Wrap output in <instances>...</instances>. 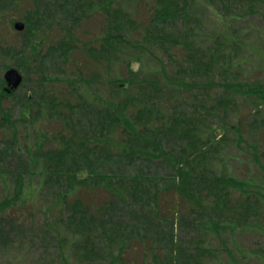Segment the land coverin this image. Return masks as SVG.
<instances>
[{"label":"rangeland","instance_id":"1","mask_svg":"<svg viewBox=\"0 0 264 264\" xmlns=\"http://www.w3.org/2000/svg\"><path fill=\"white\" fill-rule=\"evenodd\" d=\"M24 1H20L16 11L3 9L5 5H0V45L10 49V52L14 51L10 55L0 51V79L9 68L17 70L22 76V83L13 91V96L0 104L13 121L18 143V148L13 151L20 154L18 157L16 154L9 156L1 168L0 201L12 190L11 174L24 172L25 176L29 175L28 158L36 153L40 135L49 134L51 137L60 126H65L58 113H49L53 110L50 108L53 102L63 98L72 108L82 100L90 105L85 108L89 112L96 107L88 100L112 103L115 102L113 97L118 95V100L125 102L124 92L110 89L111 80L121 83L129 76L134 85L128 89L126 82V90H130L127 96L141 97L144 95L139 88L141 82H148L149 85H155L156 81L160 83L161 69L173 79L179 94L160 91L150 92L149 96L156 105L180 104L181 109L198 119L196 126L203 131L204 138L213 143L212 154L205 162L208 174L231 175L235 180L237 177H251L254 181L249 183L256 182L264 189V107L251 110L252 106L241 100L235 101L232 95L223 92L221 86L227 81L237 80V49L245 58L238 69L239 77L244 82L264 83V0H192V8L179 16L181 20L166 28L152 30L149 22L153 8L157 6L156 0H118L112 8L119 4L133 24L127 27L128 38L123 42L117 41L111 47V53L97 61H91L84 49L98 48L97 41L104 34V16L100 11L91 12L92 15L86 12L75 29L72 19L56 8L52 0H29V10ZM25 12L36 15V22L40 25L34 35L26 28L21 32L13 28L18 21L24 23L21 16ZM65 48L70 50L64 52ZM210 59L218 63L212 68L207 63L211 70L200 68L202 61ZM76 78L79 81L89 80L91 85L82 84L76 88ZM180 83L186 84L182 86ZM24 95L31 97L30 112L21 107L20 99ZM224 97L228 98L227 103L234 100L235 104L222 113L219 104ZM135 108H128L127 105V114L134 115ZM167 110H160L161 114L170 117ZM235 123L241 126L242 143L236 140L237 134L232 128ZM210 129L215 130L216 135ZM10 132L0 113V138L2 133ZM112 139L111 136L110 142ZM255 152L260 155L256 162L253 160ZM147 163L137 164L131 170H137L147 178H165L161 185L167 188V181L170 180L167 163ZM36 180L31 177L29 188L33 192L28 203L23 207L16 204L4 215L10 224L0 244V264L108 263L83 259L84 252L77 251L75 246L76 237L67 235L66 227L60 226L55 216L56 187L52 189L44 182L36 183ZM74 193L80 191L75 190ZM83 193L93 204H98L103 196V193L92 196L90 191ZM257 193L259 196L262 194ZM167 200H172L170 192ZM118 208L113 211L118 217L114 221L118 227L119 223L125 229L131 225L138 226L130 234L131 238L138 240L140 237L142 242H153L145 250L140 242H134L137 244L123 252V264H163L167 248L161 240L169 242L171 237L172 243L186 252L187 259L195 255L201 264H264V207L257 209L260 212L255 219L240 221L237 228L231 225V228L224 229L221 236L215 235L213 227L207 222L192 224L196 217L185 211L172 220L171 228L162 221L150 220L147 223L149 218L145 216L147 210L144 208L133 204ZM162 211L166 212L165 206ZM223 218L222 222L216 223L223 224L224 228L228 219L234 220L231 215H224ZM232 229H236L235 232ZM53 230L58 232L59 237H55ZM154 239L159 241L154 243ZM99 248L95 250L99 251ZM194 251L198 253L194 254ZM115 264L121 263L117 261Z\"/></svg>","mask_w":264,"mask_h":264},{"label":"trees","instance_id":"2","mask_svg":"<svg viewBox=\"0 0 264 264\" xmlns=\"http://www.w3.org/2000/svg\"><path fill=\"white\" fill-rule=\"evenodd\" d=\"M20 1L0 0V5L1 3L5 5L3 9L12 8L16 11L19 9ZM52 1L56 8L72 19L75 29L78 28V23L83 21L86 12L89 15H92L91 12L94 11H100L103 14L104 34L97 41L98 48L84 49L85 55L91 61H97L104 55L110 54L113 44L116 45L117 41L123 42L128 38L127 27L131 26L133 21L126 16L119 4L114 9L112 8L118 0ZM156 2L157 6L153 8L149 22L151 30L172 25L181 20L179 16L184 15L186 9L192 8V0H156ZM163 2L165 4H162ZM28 3L29 0L24 1L26 9L29 10ZM262 4L264 6V3ZM21 18L26 31L31 35H34V32L40 28L36 22V15L25 12ZM77 43L82 44L79 41ZM68 50L70 48H65L64 52ZM0 51L9 53V55L14 52L4 49L2 45H0ZM238 58L241 59L238 60ZM244 59L237 49V80L227 81L221 85L223 92L232 95L237 102L241 100L248 103L253 107L251 110L264 107V83L244 82V79L239 77L238 69ZM207 63L212 68L218 61L211 59L207 62L202 61L200 68L207 70L209 68ZM196 65L198 68L199 65ZM159 72L162 73L161 80L158 79L160 83L156 81L155 85H149L148 82L142 81L139 88L144 95L141 97L137 95L136 98L127 96L130 90H126V82L128 89L129 86L134 85L129 76L121 83L111 80L110 89L117 93L124 92L125 100H127L125 102L118 100V95L113 97L115 102L112 103L106 100L97 99L98 102L88 100L96 107V109L92 107L90 112L85 109L90 105L82 100L72 108L67 106L68 103L63 98L52 103L50 108L53 110L49 113L52 115L58 113L65 126H60L58 132L51 137L49 134H44L42 137L40 135L41 139L36 153L33 152L28 158L30 162L28 176H25L24 172L10 175L13 182L12 190L0 201V244L5 239L3 234L10 224L4 215L16 204L23 207L31 199L33 190L29 186L33 176L37 178L36 183L44 182L52 189L56 187L55 216L60 226L66 227L64 228L65 233L76 237L74 242H76L77 251L84 252L82 257L86 261L92 259L98 262H108L106 264H115L118 261L123 264V252H127L137 244H133L134 242L138 241V244L140 242L139 245L143 250L153 244V242H142L143 239L140 237L138 240L131 238L130 234L138 226L131 225L125 229L121 223H119L120 227L114 223L118 217L113 214V211H117L119 206L130 207L133 204V206L144 208L147 210L145 216L149 218L147 223H150V220L152 222L153 220L162 221L164 225L167 224L171 228L172 220L185 211L196 217L192 224L198 225L199 221L203 224L207 222L213 227L212 232H216L215 235L219 234V236L222 235L224 229L231 228V225L237 228L238 222L256 218L260 212L257 209L264 207V189L258 187L256 182L249 183L254 181L251 177L247 179L237 177L235 180L236 178L231 175L208 174L209 170L205 162L212 154L213 143L210 140L207 141L203 131L196 126L198 119L181 109L180 104L156 105L149 96L153 92L160 93V91L171 94L175 91L174 95L179 94L173 79L163 69ZM75 80L76 84L73 86L76 88L82 84L91 85L88 84L89 80L79 81L80 79L77 78ZM180 84L183 86L186 83ZM5 86L3 78L0 79V104L2 100L13 96V92L7 93ZM227 99L224 97L219 104L222 113L226 108L233 107L232 105L235 104L233 99V103H227ZM20 103L23 109L28 110L32 107L29 95L21 97ZM127 105L128 108L138 106L135 108L134 115L130 112L127 114ZM176 106L177 109H175ZM166 108H168L167 112L170 117L161 114L160 110L166 112ZM0 113L4 125L9 126L11 130L10 133H2L0 138L1 172L6 159L16 154L13 150L18 148V143L10 114L4 112L1 107ZM23 120L26 121V119ZM232 128L237 134L238 143L244 142L239 123L232 125ZM209 131L216 135L215 130L210 129ZM111 136L113 137L112 142H110ZM18 156L20 154H16V157ZM259 158L260 155L255 152L254 162ZM159 161L166 162L170 168L167 188L161 185L163 181H166L165 178H147L139 171L131 170V167L140 163L158 164ZM211 166L214 167V164ZM5 190L7 191L8 188L6 187ZM75 190L80 193H74ZM83 191H90L92 196L103 193V196L98 204H93L89 203L87 195H84L88 192L83 193ZM169 192L172 197L171 202L167 200ZM257 192H262V194L260 193L259 196ZM164 206L166 212L162 211ZM224 215H231L234 218V220L227 218L225 228L223 224H217L222 222ZM238 216L241 219H237ZM235 230L232 229L233 232ZM53 232H56L55 237H59L57 231L53 230ZM156 241L159 239H154V243ZM161 241L165 242L164 247L167 248L163 264H201L199 257L195 255L187 259L186 252L179 245L176 247L172 243V237L169 242L167 239ZM144 244L147 245L144 246ZM96 247H100L99 251L95 250ZM195 252L198 253V251L193 253L196 254ZM231 260L234 261L233 258Z\"/></svg>","mask_w":264,"mask_h":264},{"label":"water","instance_id":"3","mask_svg":"<svg viewBox=\"0 0 264 264\" xmlns=\"http://www.w3.org/2000/svg\"><path fill=\"white\" fill-rule=\"evenodd\" d=\"M13 28L15 31L21 32L24 29V24L22 22H16ZM3 80L6 84L5 90L9 93L18 89L22 82V76L17 70L10 68L4 72Z\"/></svg>","mask_w":264,"mask_h":264}]
</instances>
